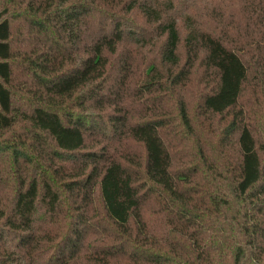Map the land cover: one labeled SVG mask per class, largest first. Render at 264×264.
<instances>
[{
    "label": "trees",
    "instance_id": "1",
    "mask_svg": "<svg viewBox=\"0 0 264 264\" xmlns=\"http://www.w3.org/2000/svg\"><path fill=\"white\" fill-rule=\"evenodd\" d=\"M236 1L0 0V264H264V0ZM198 67L232 119L214 151L177 98L189 172L133 101Z\"/></svg>",
    "mask_w": 264,
    "mask_h": 264
},
{
    "label": "rangeland",
    "instance_id": "2",
    "mask_svg": "<svg viewBox=\"0 0 264 264\" xmlns=\"http://www.w3.org/2000/svg\"><path fill=\"white\" fill-rule=\"evenodd\" d=\"M237 2L236 0H233ZM228 10L231 12L239 14L240 10L236 3H229L227 6ZM206 27H214L215 23L212 20H208L205 23ZM184 33V31H182ZM149 55L155 54V48H149ZM209 77L206 78V71L202 67H198L194 73H192L189 79L185 80L180 86L175 87V91H167L165 95H159L156 92H146V87L140 89V81L135 78L138 84L134 88L140 89V95L137 96L133 102L136 103V110L139 114L145 117L151 116L156 110H162L163 106L165 110L170 113L171 125L166 129V140L173 146V159L175 166L180 168H186L189 172L198 166V150L201 147V142L197 141L194 137H188L185 130L179 124L177 120L178 116V106L175 105L177 98L181 97L184 101L186 109L189 111L190 117L194 124V130L199 136H203L208 144L211 145L212 149L218 145L220 136L223 133V129L232 119L231 115H219L215 114L210 120H206V115L199 110L198 103L201 97L206 94L210 87L215 82V73H209ZM137 86V87H136ZM164 92V91H163ZM251 91L248 89L246 92V97L244 103L247 105H252V110L255 112V121L257 124L262 110V105L259 101L256 103L251 97ZM160 99V101H159ZM258 125V124H257ZM194 132V133H195ZM259 131L255 130L254 133L257 135ZM132 150L140 156L145 155V151L140 144L132 147ZM230 154H234L233 148L230 147Z\"/></svg>",
    "mask_w": 264,
    "mask_h": 264
}]
</instances>
